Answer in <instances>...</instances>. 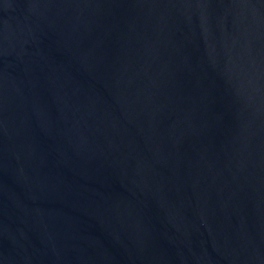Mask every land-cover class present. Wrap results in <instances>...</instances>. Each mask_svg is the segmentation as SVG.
Returning a JSON list of instances; mask_svg holds the SVG:
<instances>
[{
  "label": "water",
  "instance_id": "1",
  "mask_svg": "<svg viewBox=\"0 0 264 264\" xmlns=\"http://www.w3.org/2000/svg\"><path fill=\"white\" fill-rule=\"evenodd\" d=\"M0 264H264V0H0Z\"/></svg>",
  "mask_w": 264,
  "mask_h": 264
}]
</instances>
